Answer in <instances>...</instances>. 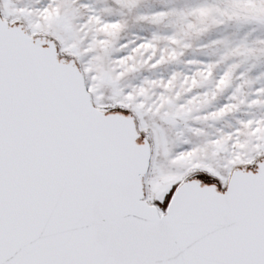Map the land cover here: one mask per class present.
I'll return each mask as SVG.
<instances>
[{
    "label": "snow or ice",
    "instance_id": "1",
    "mask_svg": "<svg viewBox=\"0 0 264 264\" xmlns=\"http://www.w3.org/2000/svg\"><path fill=\"white\" fill-rule=\"evenodd\" d=\"M0 264H264V0H0Z\"/></svg>",
    "mask_w": 264,
    "mask_h": 264
}]
</instances>
